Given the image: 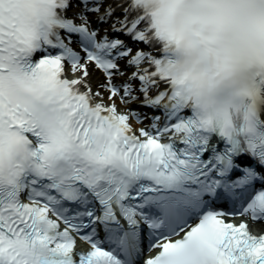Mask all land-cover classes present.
<instances>
[{"label": "snow or ice", "instance_id": "obj_1", "mask_svg": "<svg viewBox=\"0 0 264 264\" xmlns=\"http://www.w3.org/2000/svg\"><path fill=\"white\" fill-rule=\"evenodd\" d=\"M264 0H0V264H264Z\"/></svg>", "mask_w": 264, "mask_h": 264}, {"label": "bare ground", "instance_id": "obj_2", "mask_svg": "<svg viewBox=\"0 0 264 264\" xmlns=\"http://www.w3.org/2000/svg\"><path fill=\"white\" fill-rule=\"evenodd\" d=\"M261 227H264V226H262V225H259V226L257 227V229L260 231V228H261Z\"/></svg>", "mask_w": 264, "mask_h": 264}]
</instances>
